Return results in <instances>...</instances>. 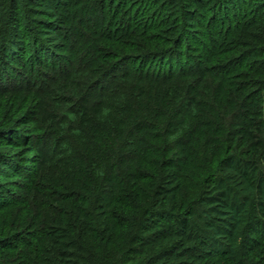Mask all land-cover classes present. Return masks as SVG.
Here are the masks:
<instances>
[{"label":"trees","instance_id":"trees-1","mask_svg":"<svg viewBox=\"0 0 264 264\" xmlns=\"http://www.w3.org/2000/svg\"><path fill=\"white\" fill-rule=\"evenodd\" d=\"M0 264H264V0H0Z\"/></svg>","mask_w":264,"mask_h":264}]
</instances>
